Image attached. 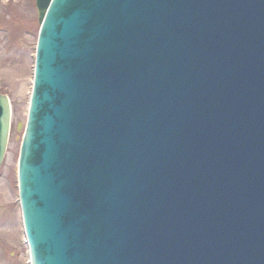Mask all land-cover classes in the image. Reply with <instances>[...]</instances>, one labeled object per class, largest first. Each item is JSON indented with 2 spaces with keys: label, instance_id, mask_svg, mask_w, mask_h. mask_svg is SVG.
Returning <instances> with one entry per match:
<instances>
[{
  "label": "water",
  "instance_id": "95a60500",
  "mask_svg": "<svg viewBox=\"0 0 264 264\" xmlns=\"http://www.w3.org/2000/svg\"><path fill=\"white\" fill-rule=\"evenodd\" d=\"M36 8L31 264H264V0ZM9 118L0 94V164Z\"/></svg>",
  "mask_w": 264,
  "mask_h": 264
},
{
  "label": "rangeland",
  "instance_id": "374dc122",
  "mask_svg": "<svg viewBox=\"0 0 264 264\" xmlns=\"http://www.w3.org/2000/svg\"><path fill=\"white\" fill-rule=\"evenodd\" d=\"M35 0H0V93L11 107L0 164V264H28L16 191V161L33 76L39 24ZM21 129V130H20Z\"/></svg>",
  "mask_w": 264,
  "mask_h": 264
}]
</instances>
